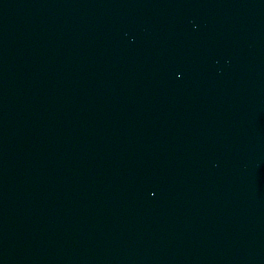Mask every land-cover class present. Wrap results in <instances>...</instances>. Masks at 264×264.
<instances>
[{
	"label": "water",
	"instance_id": "obj_1",
	"mask_svg": "<svg viewBox=\"0 0 264 264\" xmlns=\"http://www.w3.org/2000/svg\"><path fill=\"white\" fill-rule=\"evenodd\" d=\"M91 264H264V0H125Z\"/></svg>",
	"mask_w": 264,
	"mask_h": 264
}]
</instances>
